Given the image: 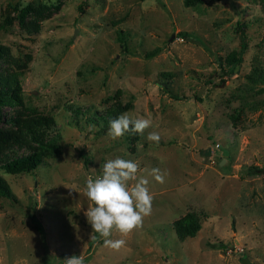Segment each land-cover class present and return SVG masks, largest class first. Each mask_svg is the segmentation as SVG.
<instances>
[{
  "label": "rangeland",
  "instance_id": "1",
  "mask_svg": "<svg viewBox=\"0 0 264 264\" xmlns=\"http://www.w3.org/2000/svg\"><path fill=\"white\" fill-rule=\"evenodd\" d=\"M2 85L0 264H264V0H0ZM125 112L152 125L112 140ZM31 128L57 146L34 171L7 172L41 149ZM116 158L139 165L153 197L139 227L113 230L119 251L90 239L84 215L87 178ZM189 213L202 226L181 238Z\"/></svg>",
  "mask_w": 264,
  "mask_h": 264
},
{
  "label": "clouds",
  "instance_id": "2",
  "mask_svg": "<svg viewBox=\"0 0 264 264\" xmlns=\"http://www.w3.org/2000/svg\"><path fill=\"white\" fill-rule=\"evenodd\" d=\"M152 122L146 118L133 119L125 112L109 121L107 136L112 140L123 137L126 133L143 135ZM151 142L159 143L160 135L153 131L147 136ZM102 175L93 179L88 177L84 189L89 206L84 212L92 228L90 239L96 234L103 238L104 246L119 251L124 246L123 239H109L113 230L128 235L142 224L143 218L152 212L153 197L150 194L146 177L138 176L139 165L133 160L122 158L109 159L101 165ZM150 175L159 182L164 176L158 168L151 170ZM65 264H84L83 255L65 259Z\"/></svg>",
  "mask_w": 264,
  "mask_h": 264
},
{
  "label": "trees",
  "instance_id": "3",
  "mask_svg": "<svg viewBox=\"0 0 264 264\" xmlns=\"http://www.w3.org/2000/svg\"><path fill=\"white\" fill-rule=\"evenodd\" d=\"M29 7H25L20 12L21 20H25L26 14L29 11ZM248 48L247 35H242L241 46L239 49L232 51L226 58L228 63V68L225 69V77H222V82L226 81L227 76L235 73L237 66L242 64L244 54ZM155 52H149L147 56L154 55ZM12 98L11 93L9 92L8 87H0V119H1V109L2 106L9 102ZM38 125V124H37ZM37 128L30 130L32 137L40 143V150L23 154L20 156H15L2 163V167L9 173H20V172H31L34 171L40 165L42 161L43 150L47 148H55L57 146L56 142L49 141L47 143H42L36 136ZM38 130V129H37ZM0 193L7 196L9 194L8 189L1 182L0 177ZM201 223L195 214L189 213L188 215L180 218L175 222V227L178 231V234L181 238L187 236H194L201 229Z\"/></svg>",
  "mask_w": 264,
  "mask_h": 264
},
{
  "label": "water",
  "instance_id": "4",
  "mask_svg": "<svg viewBox=\"0 0 264 264\" xmlns=\"http://www.w3.org/2000/svg\"><path fill=\"white\" fill-rule=\"evenodd\" d=\"M174 36L171 37V39H173ZM243 264H254L249 258H244L243 259Z\"/></svg>",
  "mask_w": 264,
  "mask_h": 264
}]
</instances>
